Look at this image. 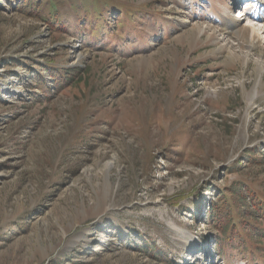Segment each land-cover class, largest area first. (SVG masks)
<instances>
[{
    "label": "rangeland",
    "instance_id": "374dc122",
    "mask_svg": "<svg viewBox=\"0 0 264 264\" xmlns=\"http://www.w3.org/2000/svg\"><path fill=\"white\" fill-rule=\"evenodd\" d=\"M82 1L53 30L0 0V264H264L245 200L247 229L210 212L264 194V34L226 37L245 0Z\"/></svg>",
    "mask_w": 264,
    "mask_h": 264
},
{
    "label": "trees",
    "instance_id": "16d2710c",
    "mask_svg": "<svg viewBox=\"0 0 264 264\" xmlns=\"http://www.w3.org/2000/svg\"><path fill=\"white\" fill-rule=\"evenodd\" d=\"M60 0H22V4L24 6H27V13L29 15H37L41 17L40 12H45V16H42L41 18L45 23H47V26L53 30H55L57 27L60 26L61 23V17L65 14V9L59 8V6H63L64 4L59 3ZM83 3V12L87 15V12H89L91 6H94V16L96 17L97 21H102L100 19L101 16V9L100 7L94 2V0H84ZM69 6H72L70 4H67ZM73 6L78 9L77 3H74ZM30 8V9H29ZM116 11V9H115ZM129 9H121L119 14H124L123 16H129L128 13ZM110 12V11H109ZM117 12V11H116ZM117 17V14H116ZM106 25H102V28H105ZM100 26L97 27V29L101 28ZM51 76L53 77V80L56 82H60L62 80V84L68 83L69 79H67L66 73H63L61 70H55L50 69ZM246 192V197L243 196V192ZM264 192V191H263ZM220 194V193H219ZM227 194H229L232 198H237L238 200H245L248 204L249 210H247L249 213L248 217L252 218L253 220H263L264 222V194L258 195L255 192L249 193L248 189H237L236 191L233 189H230V191H225L224 193L220 194L219 201L221 202L220 205H216L215 203H212L210 206V212L213 217V219L217 222V226L220 228L221 234H226L229 231H232L233 233L236 232L239 228L241 229H247L245 226V222L241 221L242 216V210L239 208V202L236 204V209L233 207L227 200H232V198L229 199ZM238 208V209H237ZM247 217V215H245ZM224 225L223 228L221 226ZM249 255H251L250 251H246Z\"/></svg>",
    "mask_w": 264,
    "mask_h": 264
},
{
    "label": "bare ground",
    "instance_id": "6f19581e",
    "mask_svg": "<svg viewBox=\"0 0 264 264\" xmlns=\"http://www.w3.org/2000/svg\"><path fill=\"white\" fill-rule=\"evenodd\" d=\"M243 5H249L251 4V0H245L242 1ZM228 7V6H227ZM246 7V6H244ZM245 9V8H244ZM248 10V9H247ZM250 10V9H249ZM255 13L252 15V19L254 21H256L257 23H264V3H259L256 5L255 7ZM239 13L233 16V20H229L228 26L229 29H231L228 33H226V37L229 35H237L238 38H242L245 40H248V48L250 50L254 49L256 46H258L257 44V40L259 41V33L262 35L264 34V28L263 27H259L257 28V30H255V28H251L248 25H244V26H239V24L237 23L238 21V17L240 15L241 17H244L246 12L242 11L240 12V9L237 10ZM228 39V38H227ZM260 55H258L259 57L264 58V52ZM182 235H183V231H181L180 229H177ZM186 238V237H185Z\"/></svg>",
    "mask_w": 264,
    "mask_h": 264
}]
</instances>
